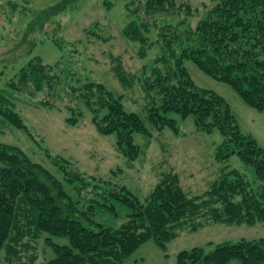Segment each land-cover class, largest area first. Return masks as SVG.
Returning <instances> with one entry per match:
<instances>
[{"label": "trees", "instance_id": "1", "mask_svg": "<svg viewBox=\"0 0 264 264\" xmlns=\"http://www.w3.org/2000/svg\"><path fill=\"white\" fill-rule=\"evenodd\" d=\"M75 1L60 0L41 10L25 33L34 28L35 19L38 27L42 26L51 13ZM176 1L138 0L134 7L126 3L133 22L125 26L124 33L140 42L138 53L144 57L150 43H159L160 52L141 81L149 95L153 93L154 102L146 114L127 110L122 94L100 81L83 80L78 87L79 100L91 111L98 132L114 133L116 147L133 159L140 152L134 132L152 133L146 120L158 129L169 126L177 134L176 119L168 113L190 115L199 130L217 129L222 134L215 159L237 153L253 166L257 186H249L237 170L230 169L203 192L190 194L180 184L178 174L168 170L142 200L124 184L84 174L77 167L69 171L68 165L73 162L66 157L59 164V177L18 145L0 141V248L5 247V257L10 251L19 254L17 246L28 244L24 238L46 232L66 236L69 243L46 236L44 240L54 256L45 264H120L150 235L164 244L179 230H194L209 220L253 222L264 218V147L242 131L227 99L199 86L185 64L186 59L192 60L207 74L228 83L246 104L264 109V0H213L205 5L204 15L194 26L173 30L170 23H164L153 35L149 17L177 8ZM5 2L12 10L27 7L23 3L19 8L15 0L0 3ZM24 64L13 83L29 79L37 90L43 80L34 74L41 71L50 84L48 65L39 57ZM71 110L66 121L75 124L83 110ZM0 114L29 133L10 105H3ZM231 259H237L238 264H264V238L227 239L208 249L197 245L177 254L179 264H225ZM0 264L26 263L9 259L2 262L0 256Z\"/></svg>", "mask_w": 264, "mask_h": 264}, {"label": "rangeland", "instance_id": "2", "mask_svg": "<svg viewBox=\"0 0 264 264\" xmlns=\"http://www.w3.org/2000/svg\"><path fill=\"white\" fill-rule=\"evenodd\" d=\"M15 1L19 8L23 3L27 7L12 10L6 2L0 3V110L3 105H10L20 114L29 133L5 121L0 114V141L18 145L31 159L59 177V164L66 157L73 162L68 165L69 171L77 167L84 174L124 184L142 200L168 170L178 174L180 184L190 194L203 192L230 169L237 170L249 186H257L253 166L237 153L215 159L222 134L217 129L199 130L190 115L168 113L176 119L180 130L177 134L169 126L155 128L145 119L152 133L134 132V141L140 146L134 159L116 147L114 133L102 134L96 129L91 111L78 96V87L85 79L100 81L116 94H122L121 101L127 110L145 115L154 102L153 93L149 95L141 81L160 52L159 43H150L142 57L138 53L140 42L124 33L125 26L133 22L126 3L131 2L134 7L138 0H77L51 13L42 26L38 27L35 19L34 28L30 27L27 33L28 23L41 10L60 0ZM212 1L177 0V8L149 17L152 34L164 23H170L173 30L194 26L204 15L205 5ZM34 57L48 65L50 84L41 71L34 74L43 80L37 90L33 89L37 85L28 78L21 84L13 83L20 67ZM185 64L199 86L211 88L227 99L242 131L250 133L264 147V109L246 104L228 83L207 74L192 60L186 59ZM71 107L83 110L75 124L66 121ZM46 236L69 243L66 236L42 232L37 237L24 238L28 244L23 248L18 245L17 255L10 251L5 257L7 252L2 246V262L9 259L26 264L47 263L54 251L45 242ZM240 237L264 238V218L253 222L209 220L197 229L179 230L164 244L150 235L126 254L120 264H179L177 254L181 249L197 245L208 249L216 242ZM225 264H238V260L231 259Z\"/></svg>", "mask_w": 264, "mask_h": 264}]
</instances>
